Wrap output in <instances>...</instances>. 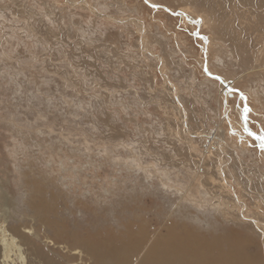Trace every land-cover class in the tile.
<instances>
[{"label": "rangeland", "instance_id": "obj_1", "mask_svg": "<svg viewBox=\"0 0 264 264\" xmlns=\"http://www.w3.org/2000/svg\"><path fill=\"white\" fill-rule=\"evenodd\" d=\"M150 2L0 0V264H264V0Z\"/></svg>", "mask_w": 264, "mask_h": 264}, {"label": "bare ground", "instance_id": "obj_2", "mask_svg": "<svg viewBox=\"0 0 264 264\" xmlns=\"http://www.w3.org/2000/svg\"><path fill=\"white\" fill-rule=\"evenodd\" d=\"M241 1H246V2H252V0H241ZM260 1V0H259ZM262 1V0H261ZM149 7H153L152 5V3L150 2V0H148V2L146 3ZM262 7V6H261ZM155 8V7H154ZM153 8V9H154ZM164 11H165V9H164ZM183 11H178V13H182ZM172 13V12H171ZM184 16V18L188 21V22H193V23H195L194 21V19L191 17V15H189V14H187V15H183ZM262 18V17H261ZM206 45H207V43H205ZM205 45V48L207 47ZM206 76L208 77V78H210L209 76H208V74H206ZM223 81V80H222ZM219 84H223V83H219ZM226 90L228 89V90H232V84H231V82L229 83V85H228V87L227 88H225ZM223 93H225L224 91H223ZM231 95V94H230ZM227 97H228V93H227V95H226ZM211 140H213L214 141V139L213 138H211L210 139V142H212L213 143V141H211ZM217 140H219V139H217ZM221 140V139H220ZM219 140V141H220ZM219 141H217V143L215 142V146L217 145L218 146V148H221V143L219 142ZM224 142V141H223ZM259 143V142H258ZM212 147V146H211ZM211 147L209 146L208 147V149H207V152H209V149H211ZM225 149V148H224ZM223 149V150H224ZM224 153H226V149L224 150ZM223 153V154H224ZM225 155V154H224ZM205 176V175H204ZM196 178V177H195ZM205 178H206V176H205ZM206 181V180H205ZM194 182H196V181H194ZM205 184H207V183H205ZM215 190V189H214ZM220 200V199H219ZM224 203V202H223ZM219 204H221V202L219 203ZM4 237V239H1V243H2V247H3V250H4V253H3V256L5 257V253H8V252H10V250H11V246L13 245V243L12 242H10V240L9 239H7L5 236H3ZM190 240V239H189ZM203 241V240H202ZM205 241V240H204ZM194 243V242H193ZM207 244V243H206ZM206 244H205V247H206ZM217 244V243H216ZM226 244V243H225ZM169 245V244H168ZM202 245V244H201ZM155 246V245H154ZM203 246V245H202ZM204 247V248H205ZM217 247H218V245H217ZM153 248V247H152ZM203 248V247H202ZM195 249L196 250H194V249H192V252H191V259H189V261H191V264H201L202 263V257H201V251H200V248H198V247H195ZM183 251V250H182ZM216 251V250H215ZM219 253H220V251H219ZM149 254V253H148ZM153 254V253H152ZM214 254V253H213ZM217 254V253H216ZM190 255V254H189ZM206 255V254H205ZM204 255V256H205ZM215 255V254H214ZM152 256V255H151ZM180 257H182V255H179L178 256V258H180ZM183 258V257H182ZM149 259H150V257H149ZM181 259V258H180ZM187 259V258H186ZM208 259V258H207ZM184 260V259H183ZM188 261V260H187ZM187 263V262H186ZM146 264H172V257H171V259H168V258H166V260L165 259H161L160 258V256H159V254H154V257H153V262H149V260L148 259H146Z\"/></svg>", "mask_w": 264, "mask_h": 264}, {"label": "snow or ice", "instance_id": "obj_3", "mask_svg": "<svg viewBox=\"0 0 264 264\" xmlns=\"http://www.w3.org/2000/svg\"><path fill=\"white\" fill-rule=\"evenodd\" d=\"M147 2H148V0H145V3H147ZM153 7H157V5H153ZM178 15H187V13L182 12V13H178ZM194 22H195V24L197 26H202L205 23L204 18L202 16L200 18L195 19ZM196 35L203 42H205V43H208L209 42V38L206 35H202L199 32L196 33ZM262 53H264V48H262ZM204 72H205V74L211 75V73L209 72V70H208L207 67L204 68ZM215 79L220 80V77L219 76H216ZM221 82L223 83V81H221ZM232 91L236 92L239 95L241 101H244L245 102L242 105V108H243V118H244L245 121H247L248 116H249V113L252 111V109L246 103L248 101V96L243 91H240L239 89H232ZM249 135H252V133L250 132ZM257 138L261 141L260 147L262 149H264V135L258 136Z\"/></svg>", "mask_w": 264, "mask_h": 264}, {"label": "water", "instance_id": "obj_4", "mask_svg": "<svg viewBox=\"0 0 264 264\" xmlns=\"http://www.w3.org/2000/svg\"><path fill=\"white\" fill-rule=\"evenodd\" d=\"M152 8V7H151ZM165 11L168 13V14H170V15H172V16H175L173 13H171L169 10H167V9H165ZM205 43V42H204ZM205 55V54H204ZM204 57H206V56H204ZM206 67V65L204 64L203 65V69ZM211 79H214V80H216V81H218V83H222L221 81H222V79L220 78V80H217V79H215V77H216V75H208ZM252 135L253 136H255L253 133H252Z\"/></svg>", "mask_w": 264, "mask_h": 264}, {"label": "flooded vegetation", "instance_id": "obj_5", "mask_svg": "<svg viewBox=\"0 0 264 264\" xmlns=\"http://www.w3.org/2000/svg\"><path fill=\"white\" fill-rule=\"evenodd\" d=\"M184 18V17H183ZM185 19V18H184ZM186 20V19H185ZM195 34V33H194ZM196 35V34H195ZM233 93H231V95H232ZM229 96H231L230 94H228ZM244 128L245 129H247V132H249L250 133V129L248 128V127H246V126H244Z\"/></svg>", "mask_w": 264, "mask_h": 264}]
</instances>
